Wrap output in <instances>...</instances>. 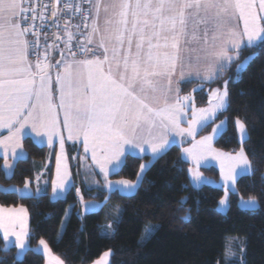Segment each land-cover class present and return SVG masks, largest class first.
I'll list each match as a JSON object with an SVG mask.
<instances>
[{
    "label": "snow or ice",
    "instance_id": "6c2138e0",
    "mask_svg": "<svg viewBox=\"0 0 264 264\" xmlns=\"http://www.w3.org/2000/svg\"><path fill=\"white\" fill-rule=\"evenodd\" d=\"M258 42L264 44V0H0V129L7 130L0 136V174L10 179L17 165L27 161L22 141L30 129L39 148L47 144L52 149L59 141L52 191L63 198L72 187L64 150L67 133L70 141L82 140L110 193L132 197L143 174L175 143L171 138L180 136L193 139L182 152L197 166L189 170L194 186L208 183L197 169L211 158L219 163L225 186L231 181L235 190L238 177L255 174L243 147L244 124L235 122L241 134L235 154L212 146L214 135L226 130V120L213 134L195 137L226 110L227 85L241 77L258 53L236 65L223 89L211 91L207 108H197L191 95H181L180 85L195 75L200 84L193 91L202 90L204 82L214 81L239 58L242 47ZM54 51L60 52L55 63ZM185 122L187 127H181ZM145 146L152 159L141 165L136 182L108 181L110 172L118 173L126 158L137 150L144 153ZM45 191L37 184L33 192L25 180L23 188H0V195L39 199ZM225 204L222 199L220 205ZM241 205L252 211L259 207L251 197ZM117 213L106 238L117 230L119 209ZM154 231L146 230L145 238ZM0 233L2 251L14 246L18 264L27 252L38 254L28 247L26 208L0 207ZM39 244L46 264H64L44 240ZM110 255L105 252L94 264H109Z\"/></svg>",
    "mask_w": 264,
    "mask_h": 264
},
{
    "label": "trees",
    "instance_id": "16d2710c",
    "mask_svg": "<svg viewBox=\"0 0 264 264\" xmlns=\"http://www.w3.org/2000/svg\"><path fill=\"white\" fill-rule=\"evenodd\" d=\"M253 53L258 55L241 77L227 85V108L218 117L226 118L227 126L214 146L229 152L240 148L234 126V120L239 119L247 130L243 147L255 169L254 175L237 179L236 192L229 193L225 213L217 210L223 190L207 184L193 186L188 175L189 162L182 157L181 146L174 144L143 174V181L132 197L83 187V200L97 201L101 207L81 214L74 187L63 198L50 197L54 155L46 146L39 148L30 137H25L22 142L28 153L27 161L17 165L10 179L0 174V185L21 187L25 180L33 184L36 176L42 174L47 180V192L39 199L0 195V205L27 209L28 247L35 250L43 239L64 264H89L106 250L111 251L110 264H222L226 236L237 235L246 239L243 264H264V44L243 48L239 59ZM234 73L232 65L209 85H220ZM192 84L182 83L181 92H188ZM196 95L197 104L204 105L205 93ZM208 129L203 128L199 135ZM67 152L75 178L80 151L76 144H68ZM148 161V155L128 156L119 172L111 173L109 179L133 182L142 163ZM202 172L216 175L213 168H202ZM240 197L256 199L258 209H240L237 205ZM184 198L186 201L181 204ZM117 207L121 208L120 222L114 235L106 238L101 234L102 227L114 221ZM68 208L70 212L60 232ZM186 215L190 217L187 221L183 219ZM148 229L155 231L145 238ZM3 248L0 237V264H18L14 259L15 248L7 252ZM43 263V256L32 251L22 261V264Z\"/></svg>",
    "mask_w": 264,
    "mask_h": 264
},
{
    "label": "rangeland",
    "instance_id": "374dc122",
    "mask_svg": "<svg viewBox=\"0 0 264 264\" xmlns=\"http://www.w3.org/2000/svg\"><path fill=\"white\" fill-rule=\"evenodd\" d=\"M259 43V42H258ZM257 43V44H258ZM243 48H246V47H242V49ZM248 56H250V55H247V56H245V57H248ZM239 57H240V55H239ZM245 57H243V58H241V59H236V60H234L233 62H232V64H231V66L232 65H234V68H235V70H236V65L237 64H240L244 59H245ZM230 66V67H231ZM228 69V68H227ZM226 70V69H225ZM225 70H223V71H225ZM223 71H221V72H219L218 74H217V77L219 76V74L220 73H222ZM217 79V78H216ZM215 79V80H216ZM214 80V81H215ZM214 81H208V82H204V87H203V89L202 90H197V91H193V89L194 88H199V84H200V81H197L196 80V78H195V75H193L192 77H191V82L193 83L192 85V87L190 88V90L188 91V92H181L180 94L181 95H191L192 97H193V102L195 103V106L197 107V108H207V107H209V97H210V94H211V91L213 90V89H217V88H219V89H223L224 88V82L225 81H227V80H224V81H222V83L220 84V85H216V86H213V87H211L209 84L210 83H212V82H214ZM185 82H188V80H185V81H181V84L182 83H185ZM181 86V85H180ZM198 92H204L205 93V104L204 105H198L197 104V101H196V97H197V95H196V93H198ZM226 108H227V104H226ZM224 112V111H223ZM223 112H219V113H217V116H216V118H214V119H212L211 121H210V123H209V125H208V127H209V129H208V131L207 132H205V133H203V134H201V135H199V132L202 130H198V134L196 135V137H195V139L196 140H199L201 137H203V136H207V135H211V134H213V128H215L217 125H220L221 124V121H225L226 120V118H218L219 117V115L220 114H222ZM188 117L190 118L191 117V111L189 110V112H188ZM237 120H239V119H235L234 120V126H235V130H236V135H237V140H238V142L240 143V148H241V134H240V132H239V130H238V127H237V125H236V121ZM226 126H227V121H226V124L225 125H223V127L226 129ZM245 126V125H244ZM181 127H187V123L185 122V123H183L182 125H181ZM245 129H246V127H245ZM218 136H219V134L218 135H214V138H213V142H212V146H213V148L215 149V150H217V151H219V152H224V153H232V154H235L237 151H239L240 150V148L238 149V150H236V151H234V152H229V151H224V150H222V149H219V148H217V147H215L214 146V141L218 138ZM246 137H247V130H246V136H245V139H246ZM171 139H174L175 140V143L174 144H177V145H180L181 147H182V149L183 148H188V147H190L191 146V144L193 143V139H192V137H180V136H173ZM181 140H183V143H181ZM173 144V145H174ZM182 144V145H181ZM147 148V147H146ZM49 150H50V152L54 155V167H53V173H52V178H51V181H50V187H49V195H50V197L52 198V199H57V198H55V194L53 193V191H52V180L55 178V172H56V153L59 151V148L57 149V151L55 152V151H53L52 149H50L49 148ZM138 152V151H137ZM138 154H140V155H138ZM141 154H149L150 156H151V159H152V153H151V151L150 150H146L144 153H137L136 154V156H141ZM182 155H183V152H182ZM65 156H66V153H65ZM67 158V157H66ZM183 158L185 159V160H187L188 162H189V168H188V175H189V179H190V182H191V184L194 186V181L192 180V176H191V174H190V172H189V170L190 169H196L197 168V166L196 165H194L193 164V162L190 160V159H187V158H185L184 156H183ZM150 159V160H151ZM149 163V161L148 162H144V163H142V164H144V165H147ZM78 166L80 167L81 166V157L79 158V160H78ZM97 168V167H96ZM202 168H213V169H215V171H216V175L215 174H205V173H203L202 172ZM68 169H69V166H68ZM81 168H79L78 169V171L80 170ZM94 170H96L95 168H93ZM84 170V169H83ZM97 170L100 172V170H99V168H97ZM96 170V171H97ZM200 173H201V175H202V178L204 179V180H206V181H208V183H205V184H207V185H210V186H214V187H218V188H221L222 190H223V195L221 196V198L219 199V201H218V204H217V210L219 211V212H221V213H225L226 211H227V208H228V198H229V193H231V192H236V185H235V190H233V188H232V184H231V181L228 183V186L226 187L225 186V183H224V181L221 179V174H220V165H219V163L216 161V160H214V159H211V158H208L207 160H205V161H203L202 163H201V165L199 166V168L197 169ZM85 171V170H84ZM140 171H141V166H140V168H139V172L138 173H140ZM69 173H70V169H69ZM86 173H87V176L85 177V175H81V176H83L82 178H81V180H77V181H75L76 182V184L74 185L73 183H72V178H71V183L73 184L72 185V187H74V193H75V189L79 186L78 184H80V186L81 185H83V186H85L86 188H90V187H88V186H90L89 185V181H90V179L93 181V183H95V178L94 177H92V176H90V173H94V171L92 170V169H88L87 171H86ZM101 173V172H100ZM111 174V172L109 173V175ZM102 177H103V182H102V184H101V186L104 188V189H107L108 191H109V189L108 188H106L104 185H105V183H106V181L104 180V176H103V174L101 173L100 174ZM70 177H71V173H70ZM239 178V177H238ZM237 178V179H238ZM119 180H124V179H109V176H108V181H110V182H112L113 184H115V182L116 181H119ZM29 181V180H28ZM137 181V178H136V180L134 181V182H136ZM30 182V181H29ZM130 182H132V181H130ZM37 184H39V187L41 188V189H46V191L45 192H47V180L46 179H44L42 176H41V174H40V180L37 182V180H36V178H35V180H34V182H33V184H31L30 183V188H31V190L33 191V192H35L36 191V188H37ZM78 185V186H77ZM201 185H203V184H201ZM201 185H199V186H201ZM11 187H16V186H2V185H0V188H11ZM195 187H197V186H195ZM16 188H23V185L21 186V187H16ZM102 188V189H103ZM92 189H94V188H92ZM103 189V190H104ZM44 192V193H45ZM67 192V191H66ZM66 192L63 194V196L66 194ZM222 199H224V200H226V204L225 205H220V201L222 200ZM249 198H242V197H240L239 199H238V202H237V205H238V207L240 208V209H245V208H243V206L241 205V201L242 200H244V201H247ZM256 200V199H255ZM257 202V201H256ZM258 203V202H257ZM0 207H4V206H1L0 205ZM16 207H24V206H15V207H5V208H16ZM101 207V203H99V202H97V201H84L83 200V204L81 203V197L79 198V204H78V211H79V213H81V214H85V213H87V212H92V211H95V210H98L99 208ZM25 208V207H24ZM120 210L121 211V208L120 207H117L116 208V210ZM69 212H70V209L68 208L67 210H66V212H65V214H64V217H63V219H62V222H64V225H65V222H66V220H67V217H68V215H69ZM117 215V214H116ZM114 217V216H113ZM115 218L116 217H114V218H112V220H115ZM61 222V223H62ZM28 223H29V218H28ZM108 225L109 224H107V225H104L103 227H102V231H101V234L102 235H104V233L105 232H111V229H109L108 228ZM62 227H61V225H60V232L62 231ZM0 237L2 238V233H0ZM3 240V239H2ZM40 240H43V239H40ZM39 240V241H40ZM39 241H38V243L36 244V246L34 247V249L35 250H37V252L38 253H40L42 256H43V258H44V263L43 264H46V258H45V256H44V254H43V248H42V246H40V244H39ZM45 241V240H44ZM45 243L47 244V242L45 241ZM3 244H4V242H3ZM48 245V244H47ZM245 245H246V239H245V237H243V236H237V235H228V236H226V238H225V248H224V251H223V255H222V259H221V261H222V264H240V262H241V259H243V256H244V254H245ZM15 248V247H14ZM48 248H49V250L51 251V253H52V255H54V256H56V257H58L60 260H62L59 256H57L56 254H54L53 252H52V250L50 249V247H49V245H48ZM110 250H106V251H104L98 258H96L94 261H92L91 263H89V264H94V262L95 261H97L105 252H109ZM17 252H18V250L15 248V256L17 255ZM110 253H111V251H110ZM229 253L231 254V255H229ZM111 256V255H110ZM109 264H110V257H109ZM219 264V263H218Z\"/></svg>",
    "mask_w": 264,
    "mask_h": 264
},
{
    "label": "crops",
    "instance_id": "0c3cea01",
    "mask_svg": "<svg viewBox=\"0 0 264 264\" xmlns=\"http://www.w3.org/2000/svg\"><path fill=\"white\" fill-rule=\"evenodd\" d=\"M60 58V54H58V57H57V59H59ZM25 132L27 133V135L26 136H24V138L25 137H30L32 140H34L35 139V137H34V134L33 133H31V130L30 129H25ZM7 135V130H4V129H0V136H6ZM64 137H65V145H64V150H65V153H66V157H67V163H68V166H69V169H70V173H71V178H72V183L75 185L76 184V182L75 181H77V180H81V178L83 177V176H81V175H85V177L87 176V173H86V171L90 168V169H92L93 171H94V173H90V176H92V177H94L95 178V183H93V181L90 179V181H89V185L90 186H88V187H90L89 189H92V188H94V189H96V188H103L102 186H101V184H102V180H103V177L100 175L101 173L97 170V168H96V166L94 165V164H92V159H91V154L90 153H88V154H85L84 153V148H83V142H82V140L81 141H70V140H68L67 139V133H64ZM23 138V139H24ZM68 144H76L77 146H78V150L80 151V157L82 158V157H84L85 159L82 161V159H81V166L80 167H78V169L79 168H81L79 171H78V169H76V177L74 178V174H73V172H72V169H71V165H70V160H69V156H68V152H67V145ZM171 145H173V144H171ZM170 145V146H171ZM177 145V144H176ZM182 145V144H181ZM44 146H46L47 148H49L48 146H47V144H45ZM169 146V147H170ZM180 146V145H179ZM147 146H145V148H146ZM59 148V141L57 140L56 142H55V144H54V146H53V148H52V150L53 151H57V149ZM146 150H148L147 148H146ZM138 151V150H137ZM137 153H139V152H137ZM181 153H182V147H181ZM138 155H140V154H138ZM144 155H148L149 157H150V159H151V156L149 155V154H141V156H144ZM140 156V157H141ZM182 157H183V155H182ZM93 168H95L96 170H94ZM85 171H84V170ZM41 176H42V174H41ZM78 182V181H77ZM134 182V181H133ZM72 184V185H73ZM79 185V186H78ZM77 186V188L75 189V195H76V200H77V203L79 204V198L80 197H82V188L83 187H85V186H83V185H81L80 186V184H78ZM86 188V187H85ZM77 189H79V194H77ZM104 189V188H103ZM105 191H107V192H110V191H108L107 189H104ZM14 247V246H13Z\"/></svg>",
    "mask_w": 264,
    "mask_h": 264
},
{
    "label": "built area",
    "instance_id": "2783aa9c",
    "mask_svg": "<svg viewBox=\"0 0 264 264\" xmlns=\"http://www.w3.org/2000/svg\"><path fill=\"white\" fill-rule=\"evenodd\" d=\"M29 22H31V21H29ZM77 21L76 20H73V23H76ZM38 23V22H37ZM63 23V20H61V24ZM54 31V30H53ZM61 35H62V33H61ZM52 40H53V37H52V35H51V32L49 33V43H51L52 42ZM56 43H58V44H60V48H63L64 46H63V44H61L59 41H57ZM74 43V46H75V41L73 42ZM58 54H60V52L59 51H54L53 53H52V62L53 63H55V61L57 60V57H58Z\"/></svg>",
    "mask_w": 264,
    "mask_h": 264
}]
</instances>
